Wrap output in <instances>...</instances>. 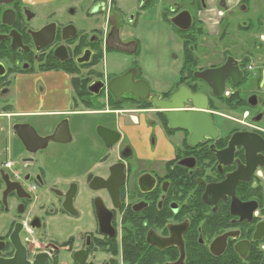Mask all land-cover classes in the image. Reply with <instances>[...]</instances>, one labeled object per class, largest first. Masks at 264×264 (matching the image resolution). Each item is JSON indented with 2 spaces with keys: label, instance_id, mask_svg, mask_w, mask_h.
<instances>
[{
  "label": "flooded vegetation",
  "instance_id": "1",
  "mask_svg": "<svg viewBox=\"0 0 264 264\" xmlns=\"http://www.w3.org/2000/svg\"><path fill=\"white\" fill-rule=\"evenodd\" d=\"M66 1L0 0V264H264V158L246 169L244 151L229 149L238 132L264 139L257 0H136L134 13L88 0L103 24L85 26ZM141 22L167 23L184 42L172 92L139 66L109 74V54L139 59ZM228 63L218 96L219 77L199 74ZM130 70L162 100L182 87L205 96L218 134L116 100L109 84Z\"/></svg>",
  "mask_w": 264,
  "mask_h": 264
},
{
  "label": "rangeland",
  "instance_id": "2",
  "mask_svg": "<svg viewBox=\"0 0 264 264\" xmlns=\"http://www.w3.org/2000/svg\"><path fill=\"white\" fill-rule=\"evenodd\" d=\"M165 1V0H162ZM171 2V0H169ZM121 6L127 13H134L136 8V0H121ZM257 10L253 13V20H264V0H257ZM66 6L72 4H78V8L82 10L81 21L77 17H72L68 15L72 21L76 19L82 25H93L97 22L103 24L102 20L98 16H93L90 12V3L88 0H67ZM144 19L150 21V18H153L150 15V12H145L143 15ZM245 18H249V15ZM142 23V22H141ZM143 29L138 30L141 41V55L139 59H136L133 56L126 57L123 54H109L107 64L109 66V74L111 76H117L124 69L131 66H139L142 72V78L150 85L152 88L160 93L172 92L176 89L178 76L180 68L182 66L181 56L183 53V40L178 37V33L173 30L172 27L167 23H156L154 26L149 27L148 24H144ZM234 34V32H233ZM237 37L236 35H234ZM238 47L234 50L236 54L244 50L245 47L242 44L243 41H240ZM261 44L264 47V42ZM250 44H248L246 50L249 51ZM264 51V49H262ZM256 54V52H255ZM264 54V53H262ZM260 57L259 54L254 55ZM255 57V66L257 68H262L264 66V60L261 58L258 60ZM227 113V112H226ZM234 118H242L233 113H227ZM224 125H227L226 129L231 127H240L237 126L235 122L227 120L223 122ZM229 126V127H228ZM261 127H264V120L260 123ZM264 184V181H263Z\"/></svg>",
  "mask_w": 264,
  "mask_h": 264
},
{
  "label": "water",
  "instance_id": "3",
  "mask_svg": "<svg viewBox=\"0 0 264 264\" xmlns=\"http://www.w3.org/2000/svg\"><path fill=\"white\" fill-rule=\"evenodd\" d=\"M249 65V64H248ZM246 65V66H248ZM230 63L219 70H211L200 73L199 76L204 80L210 82L212 76H218L219 83L218 87L214 86L215 92L218 96H222L225 91V83L231 77L230 72ZM240 74V73H239ZM241 75V74H240ZM239 75V77H240ZM137 74L134 70L114 78L109 84V91L115 97L116 100L124 97L125 95H131L133 98H137L141 101H149L153 104L156 109L165 111L167 117L170 120L172 129L174 128L175 122L178 120H191L195 126L194 130H191L193 134L197 133L196 130L203 129V124H207L206 127H209L213 136L218 134V129L214 126L213 119L210 115L203 113L208 111L209 105L207 103V98L203 95H194L191 92H187L183 87L180 92L176 93L168 100H162L161 95H152L148 87V84L144 81H135ZM234 83H238L234 81ZM218 88L220 92L218 91ZM204 103V104H203ZM251 105V103H249ZM189 107L195 110V112H186L185 110ZM240 138L238 142L234 141L230 144L229 149L235 151L236 147H240L245 154V163L244 168H248L251 160L258 159L261 160L264 158V139L257 133H242L238 132L234 134V139ZM232 151V152H234ZM252 153L251 158H249V153ZM254 168H264V164L254 162ZM242 172H246L243 170ZM243 173V174H244ZM240 178V177H239ZM256 209V206L253 207V210Z\"/></svg>",
  "mask_w": 264,
  "mask_h": 264
},
{
  "label": "trees",
  "instance_id": "4",
  "mask_svg": "<svg viewBox=\"0 0 264 264\" xmlns=\"http://www.w3.org/2000/svg\"><path fill=\"white\" fill-rule=\"evenodd\" d=\"M229 104H232V103H229ZM238 105H240V106H244L245 105V103H237Z\"/></svg>",
  "mask_w": 264,
  "mask_h": 264
}]
</instances>
